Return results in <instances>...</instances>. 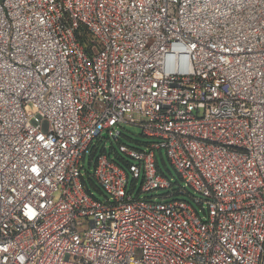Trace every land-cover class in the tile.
<instances>
[{"label":"built area","instance_id":"2783aa9c","mask_svg":"<svg viewBox=\"0 0 264 264\" xmlns=\"http://www.w3.org/2000/svg\"><path fill=\"white\" fill-rule=\"evenodd\" d=\"M0 264H264V0H0Z\"/></svg>","mask_w":264,"mask_h":264},{"label":"rangeland","instance_id":"374dc122","mask_svg":"<svg viewBox=\"0 0 264 264\" xmlns=\"http://www.w3.org/2000/svg\"><path fill=\"white\" fill-rule=\"evenodd\" d=\"M135 119H139L135 117ZM118 132H120L119 138L117 140L112 139H100L97 142L98 145V153L102 151V149L105 147L106 153L115 159L117 163H121L124 167L126 166L122 162V158L124 156L120 155L118 153L119 151V144H122L128 148H133L137 150H144L146 149V145L152 142V140L146 136L142 135V130L139 126L131 125L128 123H121L118 126ZM156 157L158 159V167L159 170L162 172V174L170 181L171 187L166 190H157L151 193H140L139 197L140 199H155V200H161V197L163 195H166L167 193L173 194L172 197L166 199L165 201H171V200H181L189 203L195 211L198 212L201 218H204V214L201 210V207L194 201V198L201 199L202 197L196 193L193 189L190 187L185 186L184 182L181 181L179 178L176 170L173 168V166L170 164V161L168 160L166 153L164 150L161 152H156ZM86 168L88 166V159L86 160ZM93 169L90 168L89 171H92ZM88 188L93 193L94 197L99 201H104L105 196L100 187L96 183H91L87 181ZM132 186V179L129 180V186L128 189L130 190ZM183 189H186L182 191ZM140 190V181H138L136 185V189L133 193V197H135Z\"/></svg>","mask_w":264,"mask_h":264},{"label":"trees","instance_id":"16d2710c","mask_svg":"<svg viewBox=\"0 0 264 264\" xmlns=\"http://www.w3.org/2000/svg\"><path fill=\"white\" fill-rule=\"evenodd\" d=\"M81 42L83 45L87 46L88 45V36L86 33H83L82 37H81ZM122 162L124 163V161L122 160ZM120 165H122L121 163H119ZM125 164V163H124ZM123 166V165H122ZM124 167V166H123Z\"/></svg>","mask_w":264,"mask_h":264},{"label":"water","instance_id":"95a60500","mask_svg":"<svg viewBox=\"0 0 264 264\" xmlns=\"http://www.w3.org/2000/svg\"><path fill=\"white\" fill-rule=\"evenodd\" d=\"M118 134H120V132H117ZM104 139H106L107 138V136L105 135V134H103V136H102ZM117 137V136H116ZM116 137L115 138H113L112 140H114V139H116Z\"/></svg>","mask_w":264,"mask_h":264}]
</instances>
